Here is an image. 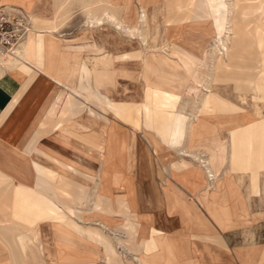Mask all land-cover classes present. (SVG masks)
<instances>
[{"label": "crops", "instance_id": "0c3cea01", "mask_svg": "<svg viewBox=\"0 0 264 264\" xmlns=\"http://www.w3.org/2000/svg\"><path fill=\"white\" fill-rule=\"evenodd\" d=\"M38 1L0 0V6L26 8L31 13L30 31L57 42V54L48 57L42 52L38 65L20 47L28 59L25 68L0 67V264H264V126L258 127L264 117L251 113L257 105L264 114V95L234 91L236 102L222 96L212 58L198 81L201 85L179 72L159 81L158 73L146 71L141 37L128 38L129 50L113 55L96 43L88 44L96 55L93 61L80 62L84 47L63 46L56 34L58 18L36 12ZM105 1L101 15L88 2L92 12L86 13L87 31L107 26L127 37L130 31L142 35L146 21L151 28L158 23L169 49L179 43L192 48L206 36L189 29L193 13H143L141 24V4L146 3L148 12L159 0H123L119 15H112L111 0ZM104 41L102 35L99 42ZM154 42L148 40L151 47ZM155 47L152 50L159 49ZM158 51L157 56L176 61L169 51L167 55ZM64 57L78 63L70 75H63ZM115 62L129 63L128 68ZM153 62L159 72V64ZM106 71L113 73L111 84L101 80ZM119 76H128L131 83L140 81V101H116L103 92L109 86L113 89ZM57 86L68 90L56 94ZM185 92L194 96L190 113L187 103L180 104ZM247 94H252L250 101ZM241 98L247 99V106ZM111 121L133 130L143 126L179 153H187L183 148L187 137L188 147L198 143L205 166L196 169L191 161L173 158L172 180L161 193L148 194L137 186L133 190L130 172L140 166L131 152L134 140L117 132ZM257 129L260 136L253 132ZM52 140L54 146H49ZM72 140L86 154L85 172L69 157L76 155ZM124 152L128 156L118 160ZM149 157L147 153L141 158ZM97 161L101 182L95 191L75 178L92 182ZM115 190L119 197L113 196ZM81 203L89 206L86 221L77 220L82 219ZM143 210L165 212L145 215ZM248 221L256 226L252 245L241 237V226Z\"/></svg>", "mask_w": 264, "mask_h": 264}, {"label": "rangeland", "instance_id": "374dc122", "mask_svg": "<svg viewBox=\"0 0 264 264\" xmlns=\"http://www.w3.org/2000/svg\"><path fill=\"white\" fill-rule=\"evenodd\" d=\"M93 3L94 8L97 7V13H100L102 8V3L99 4V0H97L98 4L94 0H39L37 6L35 7L36 12L44 15L46 18H58V32L56 33L59 36L60 43L63 46H83L84 51L80 55V62L83 63L85 61H93V57L96 55L95 51L89 50L88 44H94L96 43L98 48H102L101 51L105 54H116V53H122L129 50V46L127 45L128 38H132L130 33H127L126 35L122 34L120 35L110 27H100L99 29H92L87 31V10L90 9L88 5V2ZM135 2L137 0H134ZM146 1V0H144ZM150 1V0H148ZM230 2V0H228ZM164 0H159V3L155 6H151L148 10V12L145 9V13H193V15L190 17L189 21V29H192V31H198L200 34H206L204 37V40H201V43L194 44L192 48H189L186 43H179L173 45V48H179L184 50L185 52L192 53L193 55H196L198 57H201V50L202 48H207L206 45H208L207 49L213 50L217 45H214L215 43L212 41L214 37L216 36V28H215V20H214V11L212 9V3L210 0H167L166 10L164 8ZM96 3V4H95ZM264 3V0H240V7L243 13V21L239 24V26H243L246 29V32L249 34V38L246 37L242 40L241 44L238 45V50L241 53V50L243 49V54L241 56H249L252 58L249 62L236 64L235 67L225 70V68H219L217 72H214V76H218V81L221 80V84L218 88L222 96L228 97L231 101L236 102L237 94L234 91L237 92H247V91H255L256 96L264 95V81L260 77V70H261V57L255 47V43L253 42V27L256 22L261 21L262 19V13H264L262 5ZM63 4V8H61ZM109 3H107L108 5ZM111 5H109L110 11L112 13H116L119 15L122 13V7L123 0H111ZM100 6V7H98ZM0 7H6V6H0ZM139 7V6H138ZM11 9H17L22 11L23 13H26L29 17L31 13H27V9H22L20 7H8ZM93 8V7H92ZM99 8V9H98ZM139 13H141V9L139 10ZM142 14V13H141ZM140 14L141 17V24L145 23V19L143 20V16ZM30 19V17H29ZM147 19V18H146ZM30 23L32 24L31 20ZM146 25L143 26V34L139 35L137 33H133L134 38L141 37L142 41L145 42L144 44V56L147 58V54L157 56V50L160 52L161 55L166 54L169 50L168 43L165 42V37L163 34V31L159 30L158 23L154 24V28H157L155 33L150 37L149 32L150 28L148 27V21L145 23ZM160 26H162V22H160ZM148 27V28H147ZM147 28V29H146ZM238 29H241L238 27ZM31 30V29H30ZM146 30V31H145ZM149 31V32H148ZM185 32V31H182ZM31 33V32H30ZM29 33V34H30ZM28 34V37H29ZM104 35L105 41L99 42V38ZM147 35V36H146ZM233 32H230V38L233 39ZM155 36V37H154ZM194 36V35H193ZM199 36V35H197ZM150 37V39H149ZM148 40L155 41L153 44V47L157 46L159 49L151 50L153 47H151L148 44ZM26 41V40H25ZM95 41V42H94ZM122 41V43H120ZM182 41H186L185 38H183ZM212 43V44H211ZM211 44V46H210ZM190 46V45H189ZM146 48V49H145ZM148 48V49H147ZM147 50V51H145ZM164 51V52H163ZM19 52V51H18ZM57 52L54 54L56 55ZM36 57H38L37 54H35ZM53 55V56H54ZM98 57V56H97ZM161 57V56H157ZM162 58V57H161ZM254 60V61H253ZM62 64L65 65L64 68H62L63 75L68 74L70 75L73 71H75L77 65L73 63V61L70 59V57H64L62 59ZM129 63H117L115 62V65H123V67H127ZM18 70H23L25 68V62L22 61V64L19 65ZM128 68V67H127ZM104 69V68H102ZM61 71V72H62ZM54 75L55 72H54ZM90 73L87 76V79L90 77ZM106 77H101L108 79V82L110 84L113 80V73L106 71L104 73ZM86 77V76H85ZM94 79V78H93ZM83 80L86 81L85 78ZM82 80V81H83ZM74 83L77 81V77H74L73 80ZM116 86L111 89L110 86L106 87V90H103L104 93H106L108 96H110L112 99L116 101H130V102H138L141 100L140 94L141 91L139 90V83L138 82H129L128 76H119L115 80ZM68 89H66L67 91ZM65 87L57 86V92L56 94L60 92H66ZM182 101H180V104L183 105L187 103V106L185 105V109L187 113L191 112V105L192 99H194L193 95H189L186 92L181 94ZM255 96V97H256ZM252 97V94H247V98L250 101ZM264 100V97L262 98ZM243 112V109H241ZM225 117V115H221ZM193 119V118H192ZM78 124H84L88 125L85 119H77ZM195 120V119H193ZM116 125L117 132H121V134L125 135V138L128 139V141L134 140V146L131 148V152L134 156L135 161L140 162V166H135L131 170V174L133 176V179L131 181L133 190H135V187H139L140 190H143L144 192L151 194L153 192L157 193L159 191L160 193L164 190V188L169 184V182L172 180L170 177V166L169 162H171L174 158L175 161H191L193 168L199 169L200 166H205V163L203 162V159L200 158L199 154V145L196 143L193 147H188L187 145V137L185 138L183 142V148L187 152L185 153H179L176 151V149L170 150L166 145H164L161 140L152 132L147 130L145 127H141L140 129L133 130L129 126H126L120 122L117 121H111ZM253 122V121H252ZM98 128V127H97ZM249 129L247 130H253V127H247ZM244 131L243 129H240ZM255 135L260 136L259 129L253 131ZM118 133V134H119ZM134 135V137H133ZM119 135H117L118 137ZM96 137V136H95ZM97 138V137H96ZM131 139V140H130ZM257 143L262 144L261 140L256 139ZM198 141V140H196ZM55 140L50 141L47 143L49 146H54ZM72 145H74L76 148L72 149L76 153V155L69 154V157L79 164L80 169H82L84 172L87 168V162H86V154L83 152H79V146L77 142L74 140L71 141ZM78 148V149H77ZM150 154L149 160L142 159V154ZM191 153L196 154L197 157L190 155ZM128 156L127 152H124L123 155L119 156L118 160H121L122 157ZM68 157V156H67ZM68 157V158H69ZM33 159L38 161L39 158L33 155ZM95 159L98 160V157ZM96 167L92 166V169L96 170L92 173L95 175L93 177L92 182H88L84 180L81 176H77L75 178L76 182L82 183L83 185H90L92 187V190L97 191L98 186L101 182V176L99 175V165L100 161L96 162ZM50 166V165H49ZM209 175V174H208ZM209 177H212L209 175ZM115 194L113 196H118V190H115ZM97 198V197H96ZM95 198V200H96ZM158 198V197H157ZM161 199V198H160ZM160 199H157V201H160ZM162 200V199H161ZM93 202V201H90ZM86 203H81L79 205V211H81V217L82 219H77L79 221H86V212L87 208L89 207ZM102 204L98 207H102ZM96 208L97 210H99ZM102 211V209H101ZM69 214H73V211L69 210ZM116 212V211H115ZM141 212H144V214H148L151 212L158 213H164L165 211H154V210H143ZM119 214V212H116ZM252 221H248L247 226H241V237L243 236L242 240H248L244 244L252 245L255 241V237L253 235V232L256 228V226H251ZM128 228V227H127ZM254 237V238H253ZM262 240V239H261ZM119 250V248H118ZM126 256V253H124V257Z\"/></svg>", "mask_w": 264, "mask_h": 264}, {"label": "bare ground", "instance_id": "6f19581e", "mask_svg": "<svg viewBox=\"0 0 264 264\" xmlns=\"http://www.w3.org/2000/svg\"><path fill=\"white\" fill-rule=\"evenodd\" d=\"M94 1H96V3L98 4L97 0H94ZM100 1H102V0H99V2ZM104 1L105 0H103V2ZM103 2H100L99 4L102 3L103 5H105ZM105 2H107V1H105ZM210 2L212 3V9L214 11L215 28L217 30L216 31L217 34L212 41L215 43L214 45H217V46L213 50L207 49V48H205V49L202 48L201 57L193 55L192 53L185 52L182 49H176V48L175 49L174 48L169 49L170 54H172L174 57H176V61H173V62H168L161 57H156V56L147 54V58H146L147 61H146V65H145L146 71H148L149 73H158L157 74L158 77H156V78H158L159 81L160 80L163 81V77L172 76L171 73H173V72H179L186 79H188L190 77L192 79V82H194V83L197 82V84H200L198 81L201 79L205 69L208 67V64H209L211 58L213 59V62H214L213 63L214 66H212L214 68V72L219 68H225V70H228V69L235 67L237 63L240 64V63L249 62L250 59L252 60V58L250 57V54H249V56H243V55L241 56V54H243L244 50L242 49L241 53L238 50V45L241 44L242 40L246 37L249 38V34L245 30L246 28L243 26H239V24L242 23V21H243V13H238V11L242 12L241 7H240V0H230V2L228 0H210ZM163 3H164V8L166 10L167 0H164ZM89 4L91 5L90 2H89ZM145 5H146L145 2L141 4L140 8H141L142 14L145 13ZM98 7H100V6H98ZM93 8H92V10H93ZM108 8H109V6H108ZM262 8L264 11V3L262 5ZM90 9H88L87 13L92 12ZM94 9L97 11V7ZM106 10H107V7H106ZM96 11H94V12L96 13ZM96 14H98V13H96ZM106 14H108V13L106 12ZM113 14L115 15V12L112 13V15ZM262 16L263 17H262L261 21L256 22L254 24L252 31H253V42L255 43V47H256V49H257V51L261 57L260 58L261 59L260 64L262 67L260 70V77L264 81V13H262ZM143 18H145L144 14H143ZM110 19L113 21L115 20L112 17H110ZM147 20H148V18H147ZM90 24H92V23H90ZM115 25H117V24H115ZM111 27H113V26H111ZM238 27L241 29H238ZM150 29H151L150 30V32H151L152 28H150ZM120 30H122V29L120 28ZM30 32L31 31H29V33ZM230 32L234 33L233 39L230 38V36H229ZM128 33H130V35L132 37L134 36L131 31ZM154 33H155V31H154ZM149 36H150V34H149ZM150 37H149V39H150ZM138 38H139V36H138ZM138 44H140V43H138ZM211 44H210V46H211ZM147 45H149V44H147ZM20 47H21L23 52L25 50L28 52V54L31 55L32 59L37 63V65L39 64L40 54L42 52L47 54L48 57L53 56L57 52V42L55 39H53L49 35H41V34L32 33V32L29 34L27 41L25 43H23ZM18 51H17V58H15L14 60H10L9 62L2 63V64L3 65L13 64V65L18 67L19 65L22 64L20 62L21 60H23L24 62L28 61V59L23 55V52L22 51L20 52L19 49H18ZM145 51H147V50H145ZM35 54H37L38 57H36ZM237 56H238V62L236 60ZM153 61H156L159 64L158 65L159 69H160L159 72H158L157 66L154 65ZM200 71H202V73ZM50 75L55 78L54 72H50ZM186 79H185V81H186ZM211 89H213V86L211 87ZM196 90H198V89L196 88ZM240 102L242 105H245V106L248 105L246 98H241ZM253 106H254V110L251 113L253 115H255L256 117H259V116L264 117V114L259 110L258 106L257 105H253ZM263 124H264V122L263 123L260 122L258 127L264 126Z\"/></svg>", "mask_w": 264, "mask_h": 264}, {"label": "built area", "instance_id": "2783aa9c", "mask_svg": "<svg viewBox=\"0 0 264 264\" xmlns=\"http://www.w3.org/2000/svg\"><path fill=\"white\" fill-rule=\"evenodd\" d=\"M31 29L28 15L17 9L0 7V67L17 58L19 47Z\"/></svg>", "mask_w": 264, "mask_h": 264}]
</instances>
